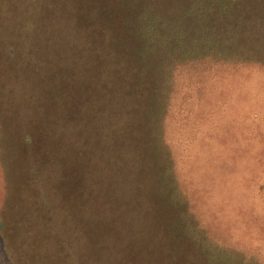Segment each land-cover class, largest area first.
Listing matches in <instances>:
<instances>
[{"label":"rangeland","instance_id":"obj_1","mask_svg":"<svg viewBox=\"0 0 264 264\" xmlns=\"http://www.w3.org/2000/svg\"><path fill=\"white\" fill-rule=\"evenodd\" d=\"M44 3L47 6L41 0ZM80 4H92V14L111 23L114 41L127 45L129 64L148 81L146 106L136 113L140 117L132 122L136 123L134 138L128 139L140 148L144 160L136 171L142 175L149 168L151 176H157L150 185L173 211L170 235L163 233L153 240L156 253L151 261L132 253L127 264H181L182 260L186 264H264V61L233 57L235 47L225 36L211 32L225 29L223 23L210 19L211 23L199 24L189 14V0H68L64 10L77 11ZM43 9L44 15L50 14L48 6ZM20 11L17 4L0 0V65L4 48L17 47V37L25 31L27 20ZM259 12L264 14V7ZM248 30L264 32V25L252 22ZM170 35L171 40H163ZM173 42L184 53L182 57L161 45ZM98 46L103 47L100 41ZM92 73L88 71L94 77ZM108 73L110 68L104 72L107 80ZM13 85L15 89L7 83L6 91L0 92L4 100L0 106V264H36L33 256L11 254L4 236L6 222L14 219L21 178L27 174L24 161L33 158L32 145L25 143L30 140L33 109L23 104L24 94ZM86 88L77 93L80 114L70 124L76 123L84 134L79 128L78 138L72 134L78 147L68 157L76 158L71 167H79L81 179L88 172L90 186L81 195L96 209L101 198L92 180L101 171L98 158L121 155L114 150L121 152L122 140L128 139L114 136L103 148V132L109 131L110 123L100 115L110 113L109 99L104 100L110 90ZM61 109L57 108L61 115L52 121L62 118ZM55 140L60 148L64 146L63 139ZM81 182L79 187H88ZM46 194L49 197L50 192ZM167 196L168 203L163 201ZM115 223L113 230L119 228L125 234L128 221ZM103 230L111 231L110 224ZM16 231L22 238L23 232ZM146 235L141 239H147ZM112 262L117 261L112 258L105 264Z\"/></svg>","mask_w":264,"mask_h":264},{"label":"trees","instance_id":"obj_2","mask_svg":"<svg viewBox=\"0 0 264 264\" xmlns=\"http://www.w3.org/2000/svg\"><path fill=\"white\" fill-rule=\"evenodd\" d=\"M4 1L20 7V17L25 15L27 25L21 37H17V47L6 46L1 53L0 77L4 78L0 80V92L6 91L7 83L11 89L16 88L15 84L25 96L23 104L33 109L30 140L25 141L28 146L32 145L33 158L24 161L27 174L25 179L21 178L16 192L14 219L6 222L4 229L9 252L25 258L33 256L36 264H42L43 259L46 264H105L112 258L117 261L114 264H127L132 253L152 259L156 253L153 240L163 233L170 235L173 211L169 205H163L161 195L150 185L157 176L154 174V179L149 168L142 175L136 171L144 160L140 148L129 141L136 129V123L132 122L140 117L136 113L146 106L148 81L129 64L127 45L114 41L111 23L92 14L95 11L92 4L85 7L80 4L77 11L69 12L64 10L69 6L68 0H43L50 12L46 16L43 7L47 6L41 5V0ZM189 3V14L199 24L215 19L223 23L225 29L211 32L215 37L225 36L229 45L235 47L233 57L264 61V32L248 30L252 22L264 25V14L259 12L264 0H189ZM171 39L172 35L163 37L166 41ZM99 41L103 45L101 49ZM166 44L161 43L166 52L183 56L174 42ZM85 66L88 68L84 69ZM107 68H110L108 80L104 75ZM89 70L94 77L88 74ZM138 78L141 83L137 82ZM86 87L110 90V94L104 95L105 102L109 99L110 113L100 115L101 120L110 123L109 131L103 132L106 140L103 148L114 136L129 138L122 140L125 143L120 146L121 152L114 150L121 155L98 158L101 171L92 180L96 181L101 198V207L96 209L90 208L81 195L90 186L88 172L81 179L79 167H71L76 158L68 157L78 147L73 145L72 134L78 138L77 128L83 133L76 123L70 124L80 114L77 93ZM0 100L3 106V96ZM149 102L151 106L153 103ZM74 104L77 107L71 112ZM59 107L63 116L52 121L61 115L57 114ZM55 139H63L64 146L60 148L59 140ZM65 139H70V143ZM81 180L88 187H79ZM102 198L116 206H108ZM167 199L170 198L167 196L163 201L168 203ZM157 217L161 221H153ZM118 221L123 225L128 221L126 235L119 228L113 230ZM106 223L110 224L111 231L103 230ZM17 229L23 232L22 238ZM144 234L147 239H141ZM197 258L199 262L198 255Z\"/></svg>","mask_w":264,"mask_h":264}]
</instances>
